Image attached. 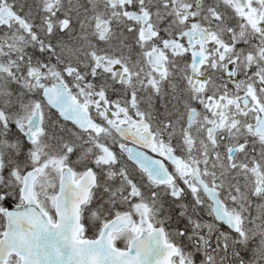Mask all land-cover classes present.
<instances>
[{
  "label": "snow or ice",
  "instance_id": "1",
  "mask_svg": "<svg viewBox=\"0 0 264 264\" xmlns=\"http://www.w3.org/2000/svg\"><path fill=\"white\" fill-rule=\"evenodd\" d=\"M0 264H264V0H0Z\"/></svg>",
  "mask_w": 264,
  "mask_h": 264
}]
</instances>
